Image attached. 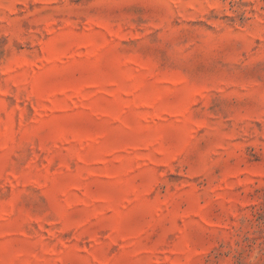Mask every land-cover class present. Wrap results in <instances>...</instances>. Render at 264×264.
Wrapping results in <instances>:
<instances>
[{"label":"rangeland","instance_id":"obj_1","mask_svg":"<svg viewBox=\"0 0 264 264\" xmlns=\"http://www.w3.org/2000/svg\"><path fill=\"white\" fill-rule=\"evenodd\" d=\"M0 264H264V0H0Z\"/></svg>","mask_w":264,"mask_h":264}]
</instances>
